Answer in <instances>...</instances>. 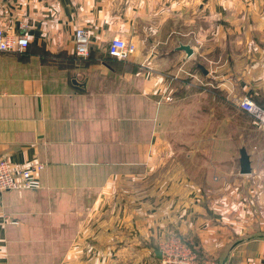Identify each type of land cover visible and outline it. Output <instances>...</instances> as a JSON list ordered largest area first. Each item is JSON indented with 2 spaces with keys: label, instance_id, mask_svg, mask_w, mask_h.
<instances>
[{
  "label": "crops",
  "instance_id": "crops-1",
  "mask_svg": "<svg viewBox=\"0 0 264 264\" xmlns=\"http://www.w3.org/2000/svg\"><path fill=\"white\" fill-rule=\"evenodd\" d=\"M21 24L0 158L42 168L0 192V264H158L172 234L203 264H264V131L234 103L264 107V0H0L4 31ZM112 37L134 52L110 56Z\"/></svg>",
  "mask_w": 264,
  "mask_h": 264
},
{
  "label": "built area",
  "instance_id": "built-area-1",
  "mask_svg": "<svg viewBox=\"0 0 264 264\" xmlns=\"http://www.w3.org/2000/svg\"><path fill=\"white\" fill-rule=\"evenodd\" d=\"M16 34H9L0 26V53H22L28 45L25 25ZM135 50L132 43L120 38L112 37L108 41L107 52L110 56L125 59ZM74 53L79 57H86L89 53L87 31L77 28L74 32ZM235 105L250 119V124L264 131V107L247 95L234 97ZM264 166V161H263ZM42 168L41 164H27L13 168L6 159L0 158V192L11 188L36 189L40 182L34 172ZM160 257L158 264H203L196 251L180 236L169 235L158 242Z\"/></svg>",
  "mask_w": 264,
  "mask_h": 264
},
{
  "label": "water",
  "instance_id": "water-1",
  "mask_svg": "<svg viewBox=\"0 0 264 264\" xmlns=\"http://www.w3.org/2000/svg\"><path fill=\"white\" fill-rule=\"evenodd\" d=\"M179 49L183 50L185 57H189L193 53L192 47L186 43V44H180ZM238 163H239V172L240 173H249L251 171V166H250V158L246 150L241 147L239 149V158H238ZM156 256L160 257V251H156Z\"/></svg>",
  "mask_w": 264,
  "mask_h": 264
},
{
  "label": "rangeland",
  "instance_id": "rangeland-1",
  "mask_svg": "<svg viewBox=\"0 0 264 264\" xmlns=\"http://www.w3.org/2000/svg\"><path fill=\"white\" fill-rule=\"evenodd\" d=\"M232 121V120H231ZM251 127H252V132H251V135H252V142L256 139L257 140V134L255 133V132H253V126L251 125ZM225 164V162H223V165ZM220 166H221V162H220ZM222 168H226V165L225 166H221ZM227 169H230V167H229V165H227ZM39 260H42L43 261V263L44 264H51V262H53V259H55V258H52V257H46V256H42V257H40V258H38Z\"/></svg>",
  "mask_w": 264,
  "mask_h": 264
}]
</instances>
